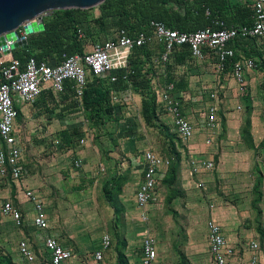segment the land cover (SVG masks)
<instances>
[{"label":"crops","instance_id":"crops-1","mask_svg":"<svg viewBox=\"0 0 264 264\" xmlns=\"http://www.w3.org/2000/svg\"><path fill=\"white\" fill-rule=\"evenodd\" d=\"M243 3L252 9L251 0ZM91 13L93 18L101 15L99 8ZM155 41L148 48L150 56L142 58L144 67L141 74L150 78L155 95L170 83V79L186 81L185 89L175 91L182 100L186 119L195 126L194 137L187 143L182 142L172 116L165 113L160 105L159 121L148 126L141 115L145 91L129 78L121 84L111 82V76H89V83L92 79H99L106 81L110 88L114 116L112 121L100 127L91 128L83 109L77 108L76 102L82 101L70 82L62 92L47 86L34 103H18L15 130L23 152L22 179L14 181L10 174H0V205L11 201L23 216L22 225L18 227L0 211V249L11 256L14 254L16 264H26L19 254L21 241H27L42 262L48 264L49 255L43 245L47 237L56 238L73 253L70 264H116L120 250L126 254L130 264H141L143 240L147 235L157 240V264H167L164 253L169 248L160 244L159 224L156 228L153 226L156 222L153 216L159 210L160 202L162 206L164 203L167 205L168 192L161 199L158 189L170 167L177 171L173 188L179 192V197L170 206L167 205V214L173 218L171 249L177 259L181 262L180 254H183L189 264H211L207 224L214 220L222 226L229 244L235 249V255L228 264L249 263L253 250L248 241L259 243L260 264H264V220H258V230L241 224V219L229 226L224 206L208 208L204 206V200L190 197L191 190L203 189L197 187L198 182L208 186V198H214L213 191L219 188L224 192L232 186V190L241 192L245 190L244 181H253L254 204L262 203L264 119L254 105V91L257 93L258 86L264 84V40L254 39L250 42L253 47L248 44L240 49L236 40L229 45L239 52L240 57L254 59L257 63L255 69L245 71L246 95L239 93L232 78V66L226 63L225 68L219 71L213 54H206L202 61L191 57L186 63L177 62L173 57L171 66L165 69V64L158 61L161 47ZM48 64L57 65L54 61ZM212 93L217 94V102L211 100ZM214 103L219 107V127L209 133L204 126L208 107ZM83 122L94 134L92 141H87L84 136L86 129ZM74 128L82 129L84 135L80 138H85L86 142L79 145V138L70 148L62 138V132H70ZM210 137L212 142L207 144ZM148 150L169 161L170 165L159 170L160 182L155 197L145 209H140L136 204V195L144 176L143 154ZM193 158L213 161L217 171H204L193 176L190 167ZM75 159L82 160L81 168H75ZM249 169L252 171L250 176L247 174ZM115 176H125L127 180L121 193L116 194L112 188L113 200L110 201L104 187ZM25 191L34 192L45 203L48 230L42 231L34 226V204L26 198ZM188 210L190 213L186 214ZM260 210L263 211L262 208ZM143 213L151 218L149 227L144 225ZM78 215L88 224L87 230L78 227ZM261 215L258 211V219ZM103 226L106 227L104 235ZM108 231L112 232V237ZM105 235L111 237V246L112 240L115 245L110 246L102 260H96L95 253ZM235 240L244 243L233 246ZM121 242L126 245H121Z\"/></svg>","mask_w":264,"mask_h":264},{"label":"built area","instance_id":"built-area-1","mask_svg":"<svg viewBox=\"0 0 264 264\" xmlns=\"http://www.w3.org/2000/svg\"><path fill=\"white\" fill-rule=\"evenodd\" d=\"M247 2V0H238ZM249 1V0H248ZM253 10V22L251 25H239L224 28L221 21L215 24L223 28L213 30L202 29L192 33H181L166 27L163 23H152V31L141 32L136 36H130L126 30H119L111 36L92 43L86 40L82 31L79 38L86 40V50L80 55L65 58L60 64L51 66L48 63H38L31 58L22 69L19 61L15 59H0V174H10L14 181H21L23 175V152L16 135L15 124L18 118L17 104L34 103L48 86L57 92H62L67 83H72L78 98H82L89 83V76L102 78L111 76V82L118 81L121 75L124 81H128V69L131 53L135 47H142L153 40L164 45V52L159 62L167 64L176 49L186 46L192 59L202 61L206 54H213L217 58V67L222 71L226 63L235 57L236 52L229 44L237 38H254L264 40V0H251ZM49 13V12H48ZM48 13L36 18L37 23H43ZM20 36H25L23 28L19 29ZM6 57V56H4ZM257 67L254 59L242 58L233 62L232 78L237 84L240 95L248 92L245 71ZM123 73V74H122ZM158 104L165 113L171 115L179 138L187 143L195 135V126L186 119L182 100L176 95L175 85L167 84L161 91L156 92ZM211 100L217 102L216 93L210 95ZM219 107L214 103L208 107L206 124L204 129L213 133L219 127ZM86 139L81 138L79 145H85ZM210 137L206 143L210 144ZM145 165L143 181L136 195V204L140 209L154 199L155 192L160 182L159 170L166 169L170 162L160 158L154 151H145L142 158ZM83 165L81 159L74 160L75 168ZM192 175L215 169L213 161L193 158L190 161ZM198 188H204L203 182H198ZM27 199L34 204L33 224L39 230H48L49 221L46 214L45 203L32 191H25ZM1 213L6 218H11L19 227L22 225V213L11 201L1 204ZM142 220L147 221L148 215L142 214ZM209 251L211 264H228L230 258L235 255V249L229 244L224 235L222 226L214 220L207 224ZM44 251L48 253V264H70L73 253L65 249L54 237L44 240ZM111 246V237L105 235L99 250L95 253L96 260H102L104 253ZM253 255L248 264H260V245L252 241L250 245ZM19 254L26 264H44L35 250L27 241L19 243ZM158 248L157 240L152 235H147L143 240L141 264H157Z\"/></svg>","mask_w":264,"mask_h":264},{"label":"trees","instance_id":"trees-1","mask_svg":"<svg viewBox=\"0 0 264 264\" xmlns=\"http://www.w3.org/2000/svg\"><path fill=\"white\" fill-rule=\"evenodd\" d=\"M96 8L101 11L98 18L91 16V12L95 8L49 12L44 18L45 30L29 35L28 48L15 49L13 51L14 59L20 62L22 69L31 58H35L38 63L54 61L56 64H60L65 58L76 54L82 55L86 50V40L92 43L98 42L87 36L92 34L95 28L105 32L106 38L119 30H126L130 36H136L141 32L151 33V25L154 22L163 23L166 27L181 33H192L207 28L218 30L223 27L231 28L250 24L253 22L254 15L249 5L238 0H106ZM216 21H221L224 24L223 27L216 25ZM79 31H82L86 40L79 38ZM235 40L239 49L248 44L253 47L250 42L254 39L237 38ZM155 42L161 47L160 57L165 50L164 45L157 40ZM151 43L133 49L128 69L129 79L134 85L137 84L145 91L141 115L148 126H153L159 121L160 113L156 95L151 89V80L141 74L144 67L142 58L150 56L148 48ZM173 57H176L177 62L186 63L191 58V53L186 46L176 49L170 61L165 64V69L171 66ZM238 59H240V55L239 52H236L235 57L230 59L227 65L232 66L233 62ZM0 81H2L1 74ZM117 82L125 83L121 75ZM169 82L175 85L176 90L185 89L186 81L184 79H170ZM81 101V103L77 101L76 106L83 109L85 119L91 128L100 127L112 121L114 107L111 104L110 88L106 81L92 79L91 83H88ZM83 135L84 132L81 128L62 132V138L70 148ZM126 180L125 176H115L105 185L104 191L110 201L113 200L112 188L115 189L116 194L121 193ZM176 180L177 171L175 168H171L162 180V183L168 187L166 199L168 206L179 197V192L173 188ZM120 244L126 245L123 242ZM180 255V264H189L188 259L183 254ZM0 264H16V262L10 254L0 249ZM116 264H130L122 250L118 251Z\"/></svg>","mask_w":264,"mask_h":264},{"label":"rangeland","instance_id":"rangeland-1","mask_svg":"<svg viewBox=\"0 0 264 264\" xmlns=\"http://www.w3.org/2000/svg\"><path fill=\"white\" fill-rule=\"evenodd\" d=\"M92 14V13H91ZM93 16V15H91ZM94 27V24L92 25V28ZM92 33V31H91ZM114 34V33H113ZM88 37H91L93 39V41H100L106 38L105 32H102L99 28L98 29H94V32L90 35H87ZM264 81V77L262 79ZM262 85V84H261ZM258 86V92L256 93V90L254 91V105L257 108L258 112L261 114L262 118L264 119V84L262 85V87ZM251 92V91H249ZM82 124L83 127L86 129V134L84 135L87 138V141H92L94 134L91 132V129L89 128V125L86 124L85 122H83ZM247 164H249V162H246ZM172 167H170L171 169ZM214 171H217V167ZM252 173L251 169H249V171L247 172V174L250 176V174ZM249 176H247L249 178ZM162 179V178H161ZM163 180V179H162ZM161 180V184L159 185V189L158 192H160L162 195L160 196V198H163V195L166 194L168 192V188L164 186V184L162 183ZM255 181V179H254ZM246 184L244 187V191L241 192H235L232 186H229L227 191L225 189L224 192H222L221 188H219V190H217L216 192L213 191L214 193V198H208V186L204 187L203 189H195V190H191L190 192V197L193 200H197V198H200V200H204V206L206 207H210L213 208L216 206H224L225 210H223L224 212H226L225 218L227 219V223L229 224V226L237 220L241 219V224H245V226L247 227H252V229L254 230H258V225H259V221H263L264 220V188L262 189L263 191V196H262V203L261 204H254V198L256 196H254L255 194L252 192L251 188L253 185V181L252 182H246L244 181ZM229 184H232V182ZM220 186V185H219ZM156 203V202H154ZM262 208V210L260 209ZM227 210V211H226ZM0 211H1V205H0ZM260 211L262 213L260 219H258L257 217V212ZM190 210L187 211L186 214H189ZM231 216V219H230ZM154 220L156 221L155 223H153V226L156 228V224L158 223L159 225L157 226V229H159L158 235H161V240H160V244H165L168 246L169 249H167L168 251H166L165 254V258L167 261V264H179L180 261L179 259H177V257L174 255V251L171 249V245L172 242L170 239V233L171 230L173 228V218L171 217V215L167 214V205L164 203V206H162V203L160 202V207L159 210L157 211V213L153 216ZM160 217V220L158 219ZM108 216L106 215V219L108 220ZM186 219V217H184ZM105 219V220H106ZM159 220V221H157ZM77 222H78V227H80V229L83 227L84 229H88L86 228V226H88V224H85V220L83 218L80 217V215H78L77 217ZM146 224H144L145 226L149 227V224L151 223V218L148 216V220L145 222ZM108 227V226H107ZM112 227V226H111ZM110 227V228H111ZM106 227L103 226V235L105 232ZM109 229V227L107 228ZM126 230V229H123ZM185 230V229H184ZM183 230V231H184ZM93 232V230L91 231ZM110 236L112 237V232L108 231ZM236 237L238 235H235ZM250 242L252 241H248L247 243L250 244ZM8 244H10V242H7ZM242 241L239 240H235V243H233V246H242ZM236 244V245H235ZM115 245V242L112 240V246ZM111 246V247H112ZM13 254V253H12ZM16 255V253H15ZM12 257L14 258V254L12 255ZM15 258L17 259V256H15ZM179 261V262H178ZM23 264V263H21Z\"/></svg>","mask_w":264,"mask_h":264},{"label":"water","instance_id":"water-1","mask_svg":"<svg viewBox=\"0 0 264 264\" xmlns=\"http://www.w3.org/2000/svg\"><path fill=\"white\" fill-rule=\"evenodd\" d=\"M106 0H0V54L12 60L13 51L28 48V36L45 30L36 18L52 11L96 8ZM23 28L25 36H20ZM6 56V57H4Z\"/></svg>","mask_w":264,"mask_h":264}]
</instances>
